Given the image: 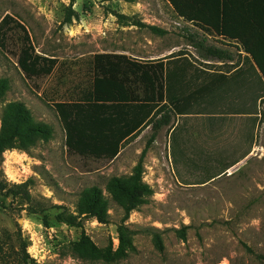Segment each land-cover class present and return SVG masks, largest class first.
Here are the masks:
<instances>
[{
	"label": "rangeland",
	"instance_id": "374dc122",
	"mask_svg": "<svg viewBox=\"0 0 264 264\" xmlns=\"http://www.w3.org/2000/svg\"><path fill=\"white\" fill-rule=\"evenodd\" d=\"M71 4L76 16L65 24ZM40 7L51 18L39 13ZM112 10L166 32L160 35L124 25ZM6 15L26 27L38 54L57 58L50 75L26 76L18 65L24 33L14 23L8 27L5 47L0 44V80L9 84L0 101V127L2 110L21 102L34 122L50 126L52 135L28 151L6 150L2 164L6 179L16 184L31 181L36 200L65 206L70 213H75L81 192L89 187L99 186L110 199L107 223L88 217L72 226L57 219L63 209L32 214L22 209L26 205L20 200L0 194V238L8 264L23 255L22 243L26 249L36 245L35 258L27 251L35 264H264V99H259L260 80L249 74L239 83L221 88L196 109L200 114L183 119L182 135L175 129L170 144L169 140H150L157 132L153 127L154 132L135 140L147 125L124 141L113 160L69 152L53 106L77 98L90 86L95 54H135L154 61L186 56L199 69L231 73L240 65L235 49L226 47L235 56L232 62L205 60L204 50L194 40L210 32L184 22L167 0H69L67 5L63 0H0V21ZM75 29L79 31L69 37L68 31ZM197 32L200 37L192 39L191 34ZM160 112H169L173 125L176 123L170 108ZM144 151L143 180L154 192L147 203L131 212L127 230L121 234L123 209L111 199L107 183L113 176H129ZM8 173L20 182L9 180ZM26 219L30 231L23 227ZM84 241L110 259L84 255L78 250Z\"/></svg>",
	"mask_w": 264,
	"mask_h": 264
},
{
	"label": "trees",
	"instance_id": "16d2710c",
	"mask_svg": "<svg viewBox=\"0 0 264 264\" xmlns=\"http://www.w3.org/2000/svg\"><path fill=\"white\" fill-rule=\"evenodd\" d=\"M176 14L185 21L193 23L205 32H215L227 39L240 43L249 52L245 33L231 29L230 15L233 3L230 0H167ZM247 0H241L240 12L246 16ZM118 21L124 25H134L148 28L155 34L166 31L158 26L147 24L140 20H132L129 16L112 10ZM76 16L73 4L68 8L65 24L72 23ZM22 29L25 44L18 58L20 69L28 77L50 75L57 58L38 54L31 44L26 27L6 15L0 21V44L5 47V37L8 27ZM199 38L198 34H191ZM205 39L194 40L196 47L204 50L207 57L231 59L227 50L215 46H205ZM167 61L138 62L131 60L125 54H95L93 57L94 74L89 87L83 88L79 96L69 101H57L53 104L66 134V146L69 152L94 158L113 160L121 151L126 139L137 135L144 127L152 124L157 131L162 125L171 121L169 112H160L170 108L174 114L199 113L196 109L217 94L221 88L239 83L249 74L257 73L256 67L264 73L259 64L254 66L248 62L247 56L241 66L231 74L209 72L199 69L186 56H171ZM259 99H264V81ZM9 88L8 81L0 80V101L3 100ZM196 111V112H195ZM161 113V114H160ZM244 113V112H239ZM248 113V112H247ZM160 118H156L157 115ZM0 127V194L5 198L20 200L24 208L32 214H44L46 211L58 208L57 219L72 226L81 224L83 218H95L101 223L109 221L110 199L99 186H92L80 194L75 213H70L65 206H49L36 200L31 191V181L20 184L9 182L2 168L4 153L9 149L26 150L36 145L39 140H49L52 130L48 124L36 123L30 110L24 103L8 104L1 114ZM142 153L140 161L129 176H113L108 180L107 191L123 209L120 232L127 228L126 221L131 212L147 203L153 189L144 182V164ZM249 155V154H248ZM240 161L228 166L229 169ZM6 230H4V234ZM8 237V236H7ZM158 246L161 248L160 243ZM23 255H16L12 264H35L30 261L25 243H22ZM4 242L0 238V262L8 264L4 257ZM78 250L86 256H110L98 250L88 242L78 245ZM11 254V251H10ZM20 254V253H19Z\"/></svg>",
	"mask_w": 264,
	"mask_h": 264
},
{
	"label": "crops",
	"instance_id": "0c3cea01",
	"mask_svg": "<svg viewBox=\"0 0 264 264\" xmlns=\"http://www.w3.org/2000/svg\"><path fill=\"white\" fill-rule=\"evenodd\" d=\"M233 3V6L231 8V15H230V24H231V29L233 31L236 32H243L245 33V38L247 40V43L249 45V52H246L244 50V47L240 44L237 43L233 40L227 39L226 37H223L215 32H210V35L206 33L202 34L201 39H205V46H215L217 48H222V49H226V47H231L232 49H235L237 51V57L235 58V56L233 55L232 52H230L229 50H227V52L230 53L231 55V59H218V58H212V57H207V56H202L205 60H209V61H229L232 62L234 61V58L239 61L241 66L243 64V62L245 61V56H247L248 62L252 63L254 66L257 65H261L263 67V71H264V0H247L246 3V16H242L241 12H240V3L241 0H230ZM176 13V12H175ZM179 17V16H178ZM181 18V17H179ZM184 22L188 23L189 25H193V23L190 24V22L185 21L183 18H181ZM204 33V32H203ZM194 34H198L200 37V34L194 33ZM214 37L215 39H221L223 40L222 42L219 43H215V41H210L208 38H212ZM225 42V43H224ZM225 47V48H223ZM129 58L131 60H135L138 62H157L160 60L163 61H167L170 58L168 57H164V58H160L157 59L156 61L154 60H148L144 57L141 56H137V55H131L129 56ZM257 73H252L250 74L251 76H253L254 78H257L258 80H262L264 81V73H262L260 71V68L256 67ZM233 72V71H232ZM231 72V73H232ZM222 73V72H219ZM231 73H226V74H231ZM200 114V113H199ZM234 114L237 115H243L244 113H239V112H235ZM245 114H249V113H245ZM177 116L176 118V123L173 125L174 123V119L173 121H170V123L168 124H164L162 125L157 132L155 133L152 130V125H149L146 127V129H144L142 131L141 134L136 136L135 140H140L143 135L148 132V131H152L154 132L153 135L151 136L150 140H169V144H170V140L172 139V135L173 132L175 131V129L178 128V130H180L179 134L182 135L183 133V122H184V118L192 115V114H175ZM172 125V126H171ZM180 135V136H181ZM183 137V136H181ZM180 137V138H181ZM126 140H130L129 138ZM183 140V139H181Z\"/></svg>",
	"mask_w": 264,
	"mask_h": 264
},
{
	"label": "clouds",
	"instance_id": "9594fccd",
	"mask_svg": "<svg viewBox=\"0 0 264 264\" xmlns=\"http://www.w3.org/2000/svg\"><path fill=\"white\" fill-rule=\"evenodd\" d=\"M63 2L67 5V3L69 2V0H63ZM74 7H75V5H74ZM39 13H45V9H44L43 7H40V8H39ZM45 14L48 15L49 18H51V13H45ZM86 30H87V29H86ZM78 31H79V29L70 30V31H68V36H69V37L75 36L76 33H77ZM13 154H14V153H13ZM25 155H26V154H25ZM7 175H8V179H9V180H13V181H15V182H17V183L20 182V181H18V180L16 179V177L13 176L11 173H8ZM144 179L147 180V177H145ZM158 198H160V197H158ZM23 227H24V229L30 231V223H29V221H28L27 219L25 220ZM27 251H28V253H29L31 256H33L34 258L37 256V249H36V245H35V244L29 246V247L27 248ZM41 251H42V249H41Z\"/></svg>",
	"mask_w": 264,
	"mask_h": 264
}]
</instances>
